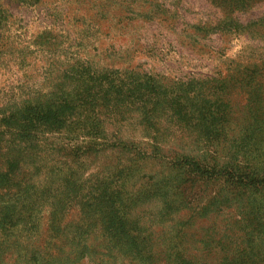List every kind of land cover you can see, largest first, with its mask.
<instances>
[{"label": "rangeland", "instance_id": "1", "mask_svg": "<svg viewBox=\"0 0 264 264\" xmlns=\"http://www.w3.org/2000/svg\"><path fill=\"white\" fill-rule=\"evenodd\" d=\"M241 5L0 0V264H264V190L181 162L264 179V0Z\"/></svg>", "mask_w": 264, "mask_h": 264}, {"label": "trees", "instance_id": "2", "mask_svg": "<svg viewBox=\"0 0 264 264\" xmlns=\"http://www.w3.org/2000/svg\"><path fill=\"white\" fill-rule=\"evenodd\" d=\"M243 1L244 0H233V2H235L236 4H239L240 7L243 6V5H241L243 3ZM111 146H114V145H111ZM5 148L9 152V148L8 147H5ZM0 157H1V161L5 165V169H7V171H4L5 175H3V181H4V183H7L9 180H11V178L7 177L6 174H9L10 172H12L13 170H15L18 167V161L16 160L15 157H8V153H3V154L1 153ZM181 162H183L184 165L192 166L195 171H198V173H200V176H205L207 178H213V179H219L220 177H223V180L225 183H227V185L234 186V185H238V184L240 185L242 183V187L249 186L255 192H261L264 190V179L263 180H256V179L250 178L246 175H233L227 171L207 170V169H203V168L199 167L196 162H190L187 160H183ZM0 175H2V174H0ZM251 201L255 202V203L262 202L258 199L257 200L252 199ZM3 209H5V211L8 212L7 207H3ZM263 211H264V203L263 202L257 203L253 206L250 215L263 214L262 213Z\"/></svg>", "mask_w": 264, "mask_h": 264}]
</instances>
